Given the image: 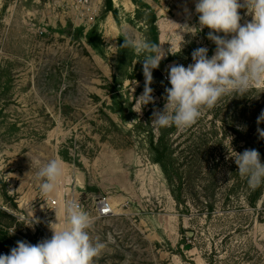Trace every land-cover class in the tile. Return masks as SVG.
<instances>
[{
  "label": "rangeland",
  "instance_id": "374dc122",
  "mask_svg": "<svg viewBox=\"0 0 264 264\" xmlns=\"http://www.w3.org/2000/svg\"><path fill=\"white\" fill-rule=\"evenodd\" d=\"M77 1L0 0V241L51 238L69 197L104 195L115 215L94 220L90 234L106 245L94 264H264V195L250 207L229 173L251 137L254 102L225 96L182 130L152 123L168 67H187L199 47L214 53L208 28L178 35L177 24L198 25L196 0H93L91 21ZM239 11L241 24L252 20ZM125 32L166 53L153 70L155 102L142 109L143 57L122 47ZM163 132L183 167L181 204L154 161ZM53 158L65 175L43 197L36 173ZM33 215L40 223L25 226Z\"/></svg>",
  "mask_w": 264,
  "mask_h": 264
},
{
  "label": "clouds",
  "instance_id": "9594fccd",
  "mask_svg": "<svg viewBox=\"0 0 264 264\" xmlns=\"http://www.w3.org/2000/svg\"><path fill=\"white\" fill-rule=\"evenodd\" d=\"M241 8L252 16L250 22L241 24ZM195 13L198 25L175 23L179 26L178 35L183 37V33H188L195 37L206 27L210 30L207 38L216 47L210 57L207 47L195 49L191 54L193 62L187 67L175 63L168 67L171 87L165 88L163 110H154L152 116V123L161 128L191 127L203 109L217 107L225 96L244 97L255 86L264 84V0H196ZM184 43L182 39L181 48ZM122 47L143 57L138 61L142 62L145 86L135 102L142 109L155 102L150 86L153 70L159 67L166 53L160 45L128 32L123 35ZM261 123H264V110L257 118V124ZM257 131L264 139V130ZM235 153L237 174L253 190L264 185V163L259 151L252 148ZM64 175L61 160L53 158L42 163L36 173L41 195L48 197L56 193ZM63 215L61 226L52 227L58 222L50 224L51 238L36 244L16 241L8 254H0V264H94L106 245L90 234L93 218L76 200L66 201ZM37 223L40 221L33 215L25 226L33 227Z\"/></svg>",
  "mask_w": 264,
  "mask_h": 264
},
{
  "label": "trees",
  "instance_id": "16d2710c",
  "mask_svg": "<svg viewBox=\"0 0 264 264\" xmlns=\"http://www.w3.org/2000/svg\"><path fill=\"white\" fill-rule=\"evenodd\" d=\"M242 98L250 99L252 102H254L255 108L251 117V126L249 127L251 137L246 142V149L254 148L258 150L261 154V162L264 163V139H261L259 137V133L257 131L258 128L264 130V123H261L259 125L257 124V118L260 115L261 111L264 110V89L260 90L257 87H254L252 91H250L246 96ZM215 112V117H220L221 110L218 108L215 109ZM221 120L225 124V120ZM231 130L236 133H240L236 128H233ZM242 130L244 131V127L242 128ZM152 151L154 154V161L159 164L161 170L163 171L176 202L181 204V193L184 186L183 167L181 166V164L175 163L173 159V152L169 147L168 134L166 135L163 132L159 135L157 143H152ZM242 152L243 151H240L239 153ZM229 173L230 178L233 180L232 188L235 190L238 189V187H243L247 204L254 209L257 208L259 201L264 195V185L256 188L255 190L251 189L248 186L247 181L245 179H242L237 174V165L235 164V162L231 164Z\"/></svg>",
  "mask_w": 264,
  "mask_h": 264
},
{
  "label": "built area",
  "instance_id": "2783aa9c",
  "mask_svg": "<svg viewBox=\"0 0 264 264\" xmlns=\"http://www.w3.org/2000/svg\"><path fill=\"white\" fill-rule=\"evenodd\" d=\"M92 6H96V3L93 0H78L77 7H80L83 10V14H86L89 17V21L94 19L92 12H89ZM78 201L84 208L85 211L93 218V220L107 219L115 215V206L113 202L104 195H90L86 198L80 196H71L67 199ZM49 205L51 210L58 212L60 209V201L58 197L50 199ZM64 206V205H63ZM13 231V229H12ZM10 249L4 241H0V254H8Z\"/></svg>",
  "mask_w": 264,
  "mask_h": 264
}]
</instances>
